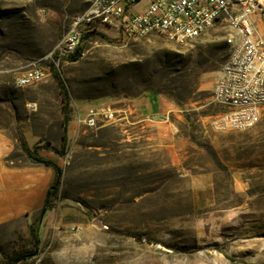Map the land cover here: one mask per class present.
I'll use <instances>...</instances> for the list:
<instances>
[{
    "label": "rangeland",
    "instance_id": "rangeland-1",
    "mask_svg": "<svg viewBox=\"0 0 264 264\" xmlns=\"http://www.w3.org/2000/svg\"><path fill=\"white\" fill-rule=\"evenodd\" d=\"M89 3L0 0V126L54 122L59 84L73 119L53 207L0 226V264H264V110L245 130L209 124L224 27L184 42L104 28L109 41L91 33L51 76L13 85ZM100 102L129 106L127 116L79 126Z\"/></svg>",
    "mask_w": 264,
    "mask_h": 264
},
{
    "label": "built area",
    "instance_id": "built-area-1",
    "mask_svg": "<svg viewBox=\"0 0 264 264\" xmlns=\"http://www.w3.org/2000/svg\"><path fill=\"white\" fill-rule=\"evenodd\" d=\"M144 1L142 8L137 5ZM264 0H90L71 21L42 59L29 63L13 85L23 88L51 76L80 48L90 32L111 29L123 39L156 34L184 42L198 38L214 26L226 29L228 53L211 90L216 112L209 124L218 131L245 130L254 126L264 110ZM104 31V30H103ZM34 105L28 110L33 111ZM129 106L100 102L76 116L79 126L93 128L117 123Z\"/></svg>",
    "mask_w": 264,
    "mask_h": 264
},
{
    "label": "crops",
    "instance_id": "crops-1",
    "mask_svg": "<svg viewBox=\"0 0 264 264\" xmlns=\"http://www.w3.org/2000/svg\"><path fill=\"white\" fill-rule=\"evenodd\" d=\"M261 20L264 25V14ZM62 117L55 116L54 122L47 120L40 125L23 123L19 128L0 126V226L18 218H28L38 212L54 178V170L51 167L34 163L27 158L21 149L18 136H21L29 149L36 145L42 146L38 149V155L52 160L59 166V157L50 146L58 148L61 144ZM72 125L73 119L70 117L67 123V137ZM49 136L55 139L50 142L41 139ZM43 143L49 147H44ZM16 151H20V157L15 156Z\"/></svg>",
    "mask_w": 264,
    "mask_h": 264
},
{
    "label": "trees",
    "instance_id": "trees-1",
    "mask_svg": "<svg viewBox=\"0 0 264 264\" xmlns=\"http://www.w3.org/2000/svg\"><path fill=\"white\" fill-rule=\"evenodd\" d=\"M91 33H96L100 37H102L103 39L108 40V41L110 40V38H108V36H106L102 32H90V33L86 34L84 36V38L88 37V35ZM78 51H79V49L70 57V60H75L77 58ZM59 89H60V94H61V103H62L61 106H62V113H63V115H62L63 116L62 117L63 131L61 134V144H60L59 148L51 146L50 149L55 154H57L58 156H62L63 155V149L65 148L67 140H68L66 130H67V123L70 119V116H69L70 108H69L67 93L61 84H59ZM20 146L30 161L51 167L54 170V178H53L51 184L49 185V187L46 191L44 201H43V205H42L41 209L38 211L39 212L38 220H40V218L42 217L44 212L46 210L52 208L54 205L55 196H56V192H57V188H58V182H59V178H60V174H61V169L52 160L41 157L38 155V149L41 148L42 146L36 145V146H33L32 149H29L22 140L20 141ZM44 147L48 148L49 146H44ZM29 232H30V235L32 238L33 250H35L40 243L38 223L31 224L29 226ZM31 254H29V255H31Z\"/></svg>",
    "mask_w": 264,
    "mask_h": 264
},
{
    "label": "bare ground",
    "instance_id": "bare-ground-1",
    "mask_svg": "<svg viewBox=\"0 0 264 264\" xmlns=\"http://www.w3.org/2000/svg\"><path fill=\"white\" fill-rule=\"evenodd\" d=\"M136 38H141V37H129L128 39L126 40H130V39H136Z\"/></svg>",
    "mask_w": 264,
    "mask_h": 264
}]
</instances>
